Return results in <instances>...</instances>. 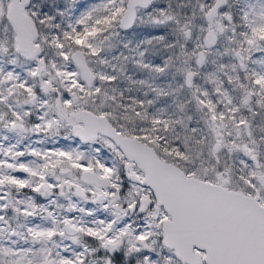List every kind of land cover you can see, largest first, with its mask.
I'll list each match as a JSON object with an SVG mask.
<instances>
[{
    "label": "snow or ice",
    "instance_id": "1",
    "mask_svg": "<svg viewBox=\"0 0 264 264\" xmlns=\"http://www.w3.org/2000/svg\"><path fill=\"white\" fill-rule=\"evenodd\" d=\"M0 264H264V0H0Z\"/></svg>",
    "mask_w": 264,
    "mask_h": 264
}]
</instances>
